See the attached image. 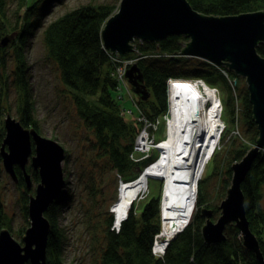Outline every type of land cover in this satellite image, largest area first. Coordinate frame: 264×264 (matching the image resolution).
<instances>
[{"label":"trees","instance_id":"16d2710c","mask_svg":"<svg viewBox=\"0 0 264 264\" xmlns=\"http://www.w3.org/2000/svg\"><path fill=\"white\" fill-rule=\"evenodd\" d=\"M47 1L21 0L25 9L16 11V20L10 24L6 8L7 1L0 0V39L3 35L17 30L15 36L9 40L13 46V61H15L12 73L5 72L7 63L5 50L8 44L0 46V114L8 112L2 100L5 88L9 85L8 76L11 74V81L19 95L18 119L24 126H34L38 131H40V125L34 113V101L26 71L28 64L25 60L24 49L27 45V37L34 27L42 24L40 15ZM188 1L195 10L219 16L264 9V0ZM117 7L116 3L110 1L93 3L89 1L66 10L43 27L42 38L47 56L56 64L59 77L66 86V90L69 91L70 100L74 102L76 112L89 134L87 140L92 152L91 159L98 172L96 174L93 169H90L86 175L85 185L89 188L86 194H89L88 196L92 199L101 191L100 184L106 179L107 171L115 172L122 181L133 179L145 164L154 160L156 155L151 152L143 159L134 160L132 158L131 153H134V156L140 155V152L135 153L133 150L135 138L142 125L132 118V115L126 118V115L121 113L122 106L112 94L113 90L117 89V83L111 73L113 61L109 56V49L103 45L101 30L107 17L115 12ZM187 39L185 34L178 32L169 34L158 41H138V38L134 40L139 51L138 55H146L138 57L135 61L141 78H137L135 86L132 83L129 84L134 92L136 88L143 89L142 85L146 86L145 89L149 91L146 98L141 97L142 94L138 96V101L146 114L158 115L165 110V84L168 77L202 78L208 86L218 87L219 83H224L226 87H229V79L238 75L225 64H215L203 59L200 61V59H195L196 57L178 53ZM255 49L264 57V40L259 41ZM189 58L194 61L190 62ZM221 69H225L226 74L223 73L224 71L221 72ZM247 90L246 88L241 95L243 106L241 113L242 119L251 131L247 140L253 142L257 138L258 128L253 118L252 103L249 102ZM233 100L231 97L222 105V113H227L229 116V125L233 123L235 113ZM1 123L0 119V135H5ZM227 131L228 129L223 130L219 141L224 139ZM228 138L230 139V157L225 169L227 177L222 179L226 185L229 183V175L232 174L229 163L236 159L239 160L250 146L246 144L245 139V141L236 143V136L229 135ZM218 152L219 149L215 148L209 159L215 162L214 170L199 177L191 218L187 225L168 241L163 255H155L152 252L155 235L160 231L159 197L155 196L145 203L139 213H135L138 208L134 207V201L131 206L134 209H129L127 216L120 223L119 230L111 228L114 215L111 211H106L108 215L100 231L101 261L104 264H263L256 259L252 250L243 245L240 229L234 222L226 225V236L219 242L207 243L203 239L200 229L205 218L200 208L206 205L211 209L212 218L218 217L220 213L218 205L208 200L210 179L221 168L217 166L220 160L216 157ZM15 170L18 184L24 186L21 208L28 222L26 203L32 188L30 190L27 188L21 167L15 165ZM26 170L30 172L32 181L39 180L38 173L30 163L26 164ZM240 186L244 195V207L249 227L256 234L259 249L264 256V208L261 206L264 189V148L256 155ZM63 194H65L64 189L45 211L46 217L51 222V230L47 237V264H73L66 263L63 258L65 234L63 229L58 227ZM88 213L86 212V217ZM10 218L0 198V229L2 227L12 228ZM95 224L93 223V226ZM24 229L25 227L22 226L18 230L20 234Z\"/></svg>","mask_w":264,"mask_h":264},{"label":"water","instance_id":"95a60500","mask_svg":"<svg viewBox=\"0 0 264 264\" xmlns=\"http://www.w3.org/2000/svg\"><path fill=\"white\" fill-rule=\"evenodd\" d=\"M118 3L116 11L107 17L101 30L103 45L111 52L122 55L133 51L135 38L158 41L179 32L189 36L180 53L198 56L215 64H225L246 77L249 102L252 103L259 136L256 145L248 149L240 160L232 163L231 185L219 204L221 213L215 221L211 219V209L203 206L202 213L206 219L200 230L204 241L217 243L225 238L226 225L236 223L243 245L252 250L256 259L264 264L259 240L246 218L240 186L256 155L264 147V57L255 49L257 43L264 40V9L219 16L195 10L188 0H120ZM16 33L12 31L3 35L0 43L6 44ZM126 76L130 83L136 85L137 78H141L136 63L129 66ZM142 86L143 89L136 88V91L146 98L149 91L145 89L146 86ZM5 114V136L0 144L4 168L16 181L15 165L20 166L29 189L32 185L31 174L26 170L29 160L38 172L39 180L34 185V192L28 197L27 211L31 220L20 238L22 242L12 235L8 227L0 229V264H47V237L51 222L44 213L62 193L66 183L61 164L65 148L56 139L39 133L34 126H24L10 112ZM196 192L197 189L193 208ZM169 239L165 238L167 243ZM166 245L164 243V249Z\"/></svg>","mask_w":264,"mask_h":264},{"label":"rangeland","instance_id":"374dc122","mask_svg":"<svg viewBox=\"0 0 264 264\" xmlns=\"http://www.w3.org/2000/svg\"><path fill=\"white\" fill-rule=\"evenodd\" d=\"M6 8H7V15L10 24H13L16 20V11L25 9L24 4L22 5L21 0H6ZM100 2V1H110L116 3L118 5L120 0H48L44 4V9L42 10V14L40 15L41 25L34 27L32 33L27 37V45L25 47V57L28 64L27 74H28V81L30 83L32 98L34 101V113L37 119L39 120L40 131L42 135L54 138L61 143L65 148V156L62 160V168H63V175L66 179V183L64 186L65 194H63V198L60 204L59 209V217H58V227L63 229L65 234L64 238V249H63V258L65 259L66 263H73V264H104L101 261L100 253H101V246L100 236H101V229L104 227L105 218L108 215L106 211H111L113 215H115V211L111 210V206H113V202L119 196L120 190L119 186L121 185V181L119 179V175L115 172L107 171L106 179L100 184L101 191L96 194V196L92 199L89 197L88 193V185L86 187L85 180L86 175L90 169H93V172L96 174L98 173L95 169V165L91 159V149L87 140L88 131L84 127L82 119L78 116L75 108V104L72 100H70V93L66 90V86L62 83L59 72L56 64L47 56L46 47L44 43L43 37V27L56 18V16L62 15L66 10L78 6V4L86 3V2ZM116 11V9H115ZM17 31V30H16ZM137 39V38H135ZM6 57V73H12V69L14 67V51L13 46L10 44V41L5 45H7ZM0 46H3L2 44ZM107 49V48H106ZM115 53L119 55L118 52H111L109 50V54ZM180 53V52H179ZM126 54V53H124ZM133 55L128 53L125 56ZM182 55V53H180ZM191 57H196L195 59H200V61L206 60L204 58L189 55ZM131 57V56H130ZM198 57V58H197ZM129 58L125 57L124 59ZM190 62L191 58H189ZM208 61V60H206ZM133 64V63H132ZM131 64V65H132ZM129 65V66H131ZM129 68V67H128ZM127 68V69H128ZM220 70V69H219ZM225 69H221V72ZM226 74L225 72H223ZM237 77V82L235 81ZM233 79H229V87H226L224 83H219L217 89L218 91L215 92L218 95L219 103L225 104L227 100L231 97L234 99L233 103L235 105V113L233 114V123L230 125L229 123V116L227 113H222V118L224 119V124L222 125L223 130L228 129L227 133H225L224 139L218 142L217 147L219 149L218 157L219 164L217 166L221 167L214 173L210 179L209 183V192L210 195L208 200L212 203L218 205L222 200L223 197L227 194V188L231 185V180L233 175H229V183L226 185L225 182L222 181L223 178L227 177L225 173V169L227 168L226 163L230 157L229 151V135L236 136L237 141L236 143L243 141L250 146L256 145V140L259 136V129L258 135L255 141L249 142L247 139L250 137L251 132L248 128V124L242 119V103H241V95L244 93V90L248 89V83L246 81V77L244 75H236ZM192 78V77H191ZM12 76L11 74L8 76L9 85L5 88V94L3 96L2 104L7 107V111L11 113L12 116L18 119V111L17 105L19 101V95L16 92L15 86L11 81ZM129 80L126 76V84L127 86H123L121 90L114 89L112 94L114 98L118 101V103L125 108H131L132 111L135 113L137 105L141 107V103H139V92H134L130 87ZM166 85V84H165ZM135 86V85H133ZM167 88V85H166ZM201 89V86L199 85ZM202 90V89H201ZM248 91V90H247ZM249 92V91H248ZM121 97H120V96ZM143 95V94H142ZM170 93L169 90L166 89V107L165 110L158 115H148L145 114L154 121H159L157 128H149L152 135H155V139L153 140L156 142V145H150L148 153H156L155 158L160 153L161 149L159 147V143L163 140L162 138L167 135L166 132V125L163 120H165V115L169 114L170 117L172 115L171 104H170ZM121 107V108H122ZM142 108V107H141ZM143 109V108H142ZM144 111V110H143ZM6 113V112H4ZM126 118L130 116V114H124ZM133 116V115H132ZM138 114L136 113L135 118L141 125L142 120L137 118ZM5 114H0L1 125L4 128V120ZM258 128V126H257ZM230 129V130H229ZM234 129V130H233ZM141 128L139 129L138 133H140ZM138 135V134H137ZM151 135V138H152ZM5 135H0V144ZM137 137V136H136ZM264 148V147H263ZM261 148V149H263ZM247 149V151H248ZM260 149V150H261ZM246 151V152H247ZM245 152V153H246ZM144 155V154H143ZM142 156V155H141ZM140 156V157H141ZM244 156V155H243ZM242 156V157H243ZM136 157V156H135ZM241 157V158H242ZM144 158V157H143ZM240 158V159H241ZM239 159V160H240ZM138 160V159H137ZM238 159L234 160L233 162L237 161ZM222 161V164H221ZM233 162H230V166ZM29 163V160H28ZM152 164V160L145 164L142 168L146 169L147 166ZM204 167L203 175L206 173H210L214 170L215 162L209 160ZM33 168V167H32ZM232 169V167H231ZM86 170V171H85ZM141 170V169H140ZM37 172V171H36ZM38 173V172H37ZM142 173V172H141ZM140 175V172H138ZM137 175V176H138ZM9 172L6 171L3 165L2 157L0 156V193L4 203L5 210L8 214V217H11V225L12 228L11 232L14 237L18 240L24 234V231L20 234L18 231L22 226L27 227L30 224L29 216L27 215L28 222L26 221L24 212L22 210L23 204V197L22 191L24 190V186L18 184V181H14ZM147 186L143 189V193L139 194L137 198L134 200L135 204L134 207L138 208L137 212H141L142 208L144 207L145 203L151 197L158 196L159 200L162 197V192L160 187L162 185V180L157 178L156 176H150L147 178ZM26 183V182H25ZM36 182L32 181V187L34 188ZM89 189V188H88ZM28 190V189H27ZM144 195V196H143ZM158 200V201H159ZM29 199H27L28 205ZM133 201V202H134ZM94 202V203H93ZM132 202V204H133ZM136 205V206H135ZM261 206L264 208V189L263 195L261 198ZM90 207V209H89ZM134 207H132L134 209ZM204 207L208 208L206 205ZM131 208V207H130ZM131 208V209H132ZM135 208V209H136ZM159 209L161 212L162 205H160L159 201ZM202 211V208H200ZM92 210V215L90 211ZM86 212H89L86 217ZM221 213V208H220ZM219 213V215H220ZM203 216L204 214L201 213ZM160 215V231L155 235L154 243L152 246V252L155 255H163L165 249L163 251L156 249V240L162 241L164 239V243L167 244L165 240L166 237H160L162 231V216ZM218 215V216H219ZM206 219V216H204ZM217 216L211 219L214 221L216 220ZM113 219H116L113 216ZM204 219V222H205ZM189 220V219H188ZM203 222V223H204ZM93 223H96L93 226ZM120 224V223H119ZM101 225L103 226L101 228ZM120 225L114 222L112 223L111 228L115 230H119ZM185 227V226H184ZM179 231V230H178ZM177 233V232H176ZM175 233V234H176ZM174 234V235H175ZM202 234V233H201ZM204 239V238H203ZM171 238L169 239V241ZM102 245V244H101Z\"/></svg>","mask_w":264,"mask_h":264},{"label":"bare ground","instance_id":"6f19581e","mask_svg":"<svg viewBox=\"0 0 264 264\" xmlns=\"http://www.w3.org/2000/svg\"><path fill=\"white\" fill-rule=\"evenodd\" d=\"M173 79L175 83L169 89L172 115L167 122V135L159 143L161 151L143 174L141 169L140 175L121 181L119 196L112 203L116 220L121 223L128 210L127 204L130 209L134 198L143 193L147 178H160V189L163 191V200L160 199L163 223L160 237L163 238H173L192 216L199 177L203 175L205 164L217 147L224 121L218 95L211 86L202 84L201 90L187 78ZM33 192L34 188L29 194ZM163 241L156 240L157 250L163 251Z\"/></svg>","mask_w":264,"mask_h":264},{"label":"built area","instance_id":"2783aa9c","mask_svg":"<svg viewBox=\"0 0 264 264\" xmlns=\"http://www.w3.org/2000/svg\"><path fill=\"white\" fill-rule=\"evenodd\" d=\"M134 40H133L134 49H133V51H130L131 54L133 52V55L129 54V56H125V54L116 55L115 53H111L109 55L111 57L112 61H113V69H112L111 73H112L113 77H115V79H116L117 89H119V90L122 89V86H127V84H126V71H127V68L129 67V65H131L132 63H135V61L137 60L138 57L146 55V54L145 55H142V54L138 55L139 51L136 48ZM138 41H142V39L138 38ZM164 54H166V53H164ZM125 57H129V58L124 59ZM187 79H189L187 81H191V82L193 81L194 84L196 86H198V87H199V85L201 86L202 84H204V80L202 78L192 77V78H187ZM174 83H175V81H174L173 77H168V79L166 80V85H167L166 89L169 90L170 87L172 86L171 84H174ZM211 88H213L215 92L218 91L217 87H211ZM220 107L222 108V103H220ZM121 113L130 114V115H133V116H135L136 113H137L138 114L137 118L142 120V122H141L142 123L141 131H140V133H138L137 137L135 138L134 150H133V152H135V153L136 152H140V155L135 157L134 153H131V156H132V158H134V160H137V159H140V158L143 159V157L149 155V154H147L148 150H149L148 149L149 146L150 145H154V144L156 145V142L153 141L155 139L154 138L155 135L151 134L149 128H151V129L152 128H157L159 121L158 120L154 121V120L150 119L144 113L143 109L141 107H139L138 105H137L135 113L132 111L131 108H125V107H122ZM164 117H165V120H163V121L165 122V125L167 126V122H168V120L170 118V115L167 114ZM223 124H224V122H223ZM151 135H152V138H151Z\"/></svg>","mask_w":264,"mask_h":264},{"label":"flooded vegetation","instance_id":"af4514ba","mask_svg":"<svg viewBox=\"0 0 264 264\" xmlns=\"http://www.w3.org/2000/svg\"><path fill=\"white\" fill-rule=\"evenodd\" d=\"M28 164V163H27Z\"/></svg>","mask_w":264,"mask_h":264}]
</instances>
